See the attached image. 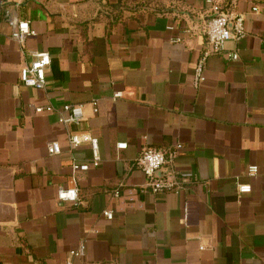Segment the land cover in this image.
Returning <instances> with one entry per match:
<instances>
[{
  "label": "crops",
  "instance_id": "0c3cea01",
  "mask_svg": "<svg viewBox=\"0 0 264 264\" xmlns=\"http://www.w3.org/2000/svg\"><path fill=\"white\" fill-rule=\"evenodd\" d=\"M216 1L247 34L196 89L207 0H0V264H66L82 241L74 264H264V0ZM11 18L36 31L24 48ZM33 52L51 56L43 89L20 81ZM65 105L82 107L79 124L59 121ZM74 134L98 139V167L73 169L93 160ZM179 144L162 175L183 189L142 192L136 158ZM75 188L77 204L58 199Z\"/></svg>",
  "mask_w": 264,
  "mask_h": 264
},
{
  "label": "built area",
  "instance_id": "2783aa9c",
  "mask_svg": "<svg viewBox=\"0 0 264 264\" xmlns=\"http://www.w3.org/2000/svg\"><path fill=\"white\" fill-rule=\"evenodd\" d=\"M207 3L211 8V17L208 19L207 24L203 30L206 47L202 51L200 57L197 60L192 85L194 88H200L206 81L205 70L207 61L212 56L222 55L226 49L227 43L234 40L243 39L246 34L245 17L243 14L232 10L223 9L222 5L216 0H207ZM254 13H259L257 6L253 7ZM9 25L12 28V38L16 40L22 48L25 47V43L28 37L36 35V31L31 28L30 22L26 20H19L15 18L9 19ZM34 60L31 65L24 66L20 71V81L25 87H33L36 89H43L46 85L47 71L51 65V56L47 52H33ZM233 59H237L238 55H232ZM121 92L114 94L115 97H120ZM94 112L98 113L97 101L93 102ZM52 111V106L37 107L35 111L41 113L43 111ZM64 111L68 113L67 117H61L59 121L61 123H75L79 124L83 118V111L80 105H65ZM84 141L90 143L92 147L93 160L90 164H74V170L87 171L91 166L98 167L101 163L99 154V142L97 138L91 135L81 136L79 134L71 135L70 145L72 148L79 147ZM127 143H119L117 145L118 150L126 149ZM182 145L169 152L159 151L154 148H147L140 153L135 160V167L139 168L146 176V183L142 187V192L145 189H150L152 193L172 192L178 194L183 185L177 181L173 175H162L163 167L165 164L174 161L178 156ZM48 152L51 155H57L61 152L57 143H51L48 145ZM162 172L157 174L159 170ZM249 175L255 176L258 172L256 166L249 168ZM161 174V175H160ZM238 190L240 194L250 193L252 187L249 184H239ZM118 196V192L115 194ZM58 199L60 201L77 204L78 203V189H60L58 191ZM104 217L108 220L114 218V213L111 210L103 211ZM71 259L66 264H74L73 259H82L86 254V243L82 241L78 249L72 251Z\"/></svg>",
  "mask_w": 264,
  "mask_h": 264
},
{
  "label": "water",
  "instance_id": "95a60500",
  "mask_svg": "<svg viewBox=\"0 0 264 264\" xmlns=\"http://www.w3.org/2000/svg\"><path fill=\"white\" fill-rule=\"evenodd\" d=\"M162 172V169L161 170H159L158 172H157V174L159 175V173H161Z\"/></svg>",
  "mask_w": 264,
  "mask_h": 264
}]
</instances>
